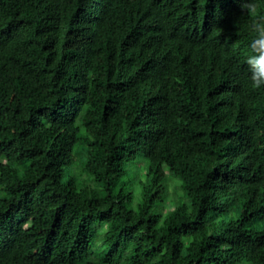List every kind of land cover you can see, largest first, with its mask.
Masks as SVG:
<instances>
[{
	"label": "trees",
	"instance_id": "obj_1",
	"mask_svg": "<svg viewBox=\"0 0 264 264\" xmlns=\"http://www.w3.org/2000/svg\"><path fill=\"white\" fill-rule=\"evenodd\" d=\"M0 264H264V0H0Z\"/></svg>",
	"mask_w": 264,
	"mask_h": 264
},
{
	"label": "clouds",
	"instance_id": "obj_2",
	"mask_svg": "<svg viewBox=\"0 0 264 264\" xmlns=\"http://www.w3.org/2000/svg\"><path fill=\"white\" fill-rule=\"evenodd\" d=\"M253 10H254V9H253ZM257 50H259V47L254 48V49H250V50H249V54H248V56L252 57L253 54H254ZM254 83L256 84V86H258V84H259V81H258L255 77H254Z\"/></svg>",
	"mask_w": 264,
	"mask_h": 264
},
{
	"label": "rangeland",
	"instance_id": "obj_3",
	"mask_svg": "<svg viewBox=\"0 0 264 264\" xmlns=\"http://www.w3.org/2000/svg\"><path fill=\"white\" fill-rule=\"evenodd\" d=\"M171 206V205H170Z\"/></svg>",
	"mask_w": 264,
	"mask_h": 264
}]
</instances>
